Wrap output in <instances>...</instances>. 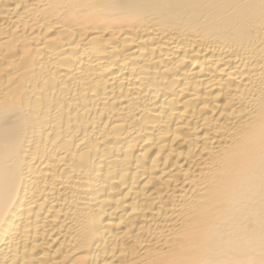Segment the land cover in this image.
<instances>
[{
	"label": "bare ground",
	"instance_id": "bare-ground-1",
	"mask_svg": "<svg viewBox=\"0 0 264 264\" xmlns=\"http://www.w3.org/2000/svg\"><path fill=\"white\" fill-rule=\"evenodd\" d=\"M0 264H264V0H0Z\"/></svg>",
	"mask_w": 264,
	"mask_h": 264
}]
</instances>
